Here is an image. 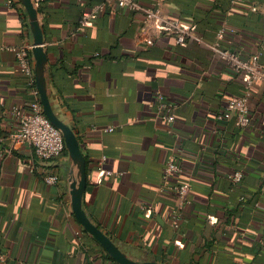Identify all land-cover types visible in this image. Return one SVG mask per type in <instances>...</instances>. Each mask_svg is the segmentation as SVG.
<instances>
[{
  "label": "crops",
  "instance_id": "0c3cea01",
  "mask_svg": "<svg viewBox=\"0 0 264 264\" xmlns=\"http://www.w3.org/2000/svg\"><path fill=\"white\" fill-rule=\"evenodd\" d=\"M137 1L242 59L261 51L264 65V0ZM101 2L35 5L49 99L85 158L83 209L136 260L264 264V80L252 84L247 126L218 119L242 92L231 65L204 44L176 45L141 13L114 4L81 24ZM28 21L18 0H0V252L6 264H117L71 211L68 155L40 162L13 138L20 130L13 108L33 98L14 52L32 45ZM220 29L225 34L216 39ZM157 93L173 110L170 124L159 114ZM171 160L181 172L163 181ZM50 172L59 174L58 185L43 183ZM184 182L181 203L174 186Z\"/></svg>",
  "mask_w": 264,
  "mask_h": 264
},
{
  "label": "built area",
  "instance_id": "2783aa9c",
  "mask_svg": "<svg viewBox=\"0 0 264 264\" xmlns=\"http://www.w3.org/2000/svg\"><path fill=\"white\" fill-rule=\"evenodd\" d=\"M40 0H34L35 5ZM12 0H7L11 4ZM115 5L118 8L129 12L141 13L144 17V23L153 25L157 32H167L172 34L175 44L182 46L187 39L197 43L204 44L214 50L218 57L227 61L233 70L239 74L242 81V92L227 100L222 113L218 119L228 120L233 118L236 127H244L249 123L248 101L251 95L252 84L258 80H264V65L261 60V51L251 54L242 59L232 50L219 48L217 43L208 44L202 38L195 34L192 26L182 24L176 20L165 19L160 15L157 6H144L137 0H103L92 10L84 12L79 22L81 24L91 23L96 16L101 13L106 6ZM252 10H255L253 7ZM225 34L224 29L218 30L216 39H221ZM146 46L152 44V39L145 40ZM20 73L23 75L33 98L25 106L13 108V114L19 122L20 130L13 134L17 141L27 143L33 150L35 159L40 162H49L64 154H67L64 140L61 132L54 127L42 112V106L39 101L38 92L34 81V60L31 53V45L22 44L14 49ZM157 109L162 119L168 124L173 122L175 115L173 110L166 103L164 96L157 93ZM113 128H107L106 131H112ZM181 172L180 166L175 160L169 161L162 171L163 181L171 176ZM105 176L111 175L109 171H103ZM233 180L238 181L242 178L241 172H235L232 175ZM43 183L46 185H58L61 181L56 172L46 173L42 176ZM189 184L187 182L174 186V191L178 195L180 202L185 201ZM176 226V225H175ZM0 264H6L5 256L0 252Z\"/></svg>",
  "mask_w": 264,
  "mask_h": 264
},
{
  "label": "water",
  "instance_id": "95a60500",
  "mask_svg": "<svg viewBox=\"0 0 264 264\" xmlns=\"http://www.w3.org/2000/svg\"><path fill=\"white\" fill-rule=\"evenodd\" d=\"M18 2L25 9L29 20L28 24L32 34L31 53L34 60V81L42 106V112L49 122L61 132L68 158L72 164L68 202L74 217L82 229L92 236L117 264H162L153 259L136 260L131 258L90 220L83 209L82 198L86 188L85 158L81 153L73 128L59 119L53 111L49 99L48 62L43 47V33L39 23L38 9L35 6L34 0H18Z\"/></svg>",
  "mask_w": 264,
  "mask_h": 264
},
{
  "label": "trees",
  "instance_id": "16d2710c",
  "mask_svg": "<svg viewBox=\"0 0 264 264\" xmlns=\"http://www.w3.org/2000/svg\"><path fill=\"white\" fill-rule=\"evenodd\" d=\"M93 239H94V238H93ZM94 240H95V239H94ZM95 241H96V240H95ZM106 257L109 258V259H111V258L108 256V254H106Z\"/></svg>",
  "mask_w": 264,
  "mask_h": 264
}]
</instances>
